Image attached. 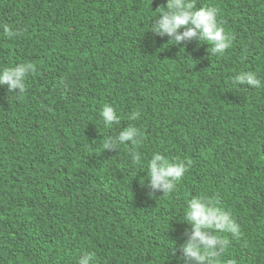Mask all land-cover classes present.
<instances>
[{
  "label": "trees",
  "instance_id": "16d2710c",
  "mask_svg": "<svg viewBox=\"0 0 264 264\" xmlns=\"http://www.w3.org/2000/svg\"><path fill=\"white\" fill-rule=\"evenodd\" d=\"M166 3L0 0V70L33 66L25 91L0 85V264H176L194 197L241 227L218 264H264V0H195L234 36L222 55L153 33ZM129 127L139 163L105 146ZM155 152L187 164L172 193L148 187Z\"/></svg>",
  "mask_w": 264,
  "mask_h": 264
},
{
  "label": "clouds",
  "instance_id": "9594fccd",
  "mask_svg": "<svg viewBox=\"0 0 264 264\" xmlns=\"http://www.w3.org/2000/svg\"><path fill=\"white\" fill-rule=\"evenodd\" d=\"M161 18L151 25L150 30L163 37L172 39L169 44H178L183 40L206 42L211 46L212 53L221 55L232 46L234 36L223 27L218 19L219 10L215 6L196 7L195 0H167L166 5L158 8ZM156 14V15H157ZM4 33L12 36L15 33L7 25H3ZM184 28L181 33L179 30ZM32 64L18 63L14 67L0 70V85H7L10 91H25V79L32 71ZM235 82L259 88L261 81L254 71L240 72L233 77ZM138 113H133V119ZM104 125L119 123L116 110L105 104L101 112ZM140 135L136 127H129L120 132L115 139L106 141V148L113 149L133 141L129 154L134 163H139L140 155L134 150V136ZM187 164L182 160H171L160 152H155L148 161V187L153 192L172 193L177 183L187 172ZM193 226V231L183 244L179 245L180 256H176V264H218L219 258L230 245V238L240 236L241 227L232 214L219 206L212 197H194L187 201L183 220ZM185 230V235H187ZM173 248L171 255H175ZM94 254L87 252L80 255L77 264H93ZM235 264V261H229Z\"/></svg>",
  "mask_w": 264,
  "mask_h": 264
}]
</instances>
